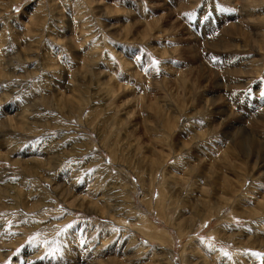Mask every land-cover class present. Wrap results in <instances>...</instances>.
Masks as SVG:
<instances>
[{
  "label": "rangeland",
  "instance_id": "obj_1",
  "mask_svg": "<svg viewBox=\"0 0 264 264\" xmlns=\"http://www.w3.org/2000/svg\"><path fill=\"white\" fill-rule=\"evenodd\" d=\"M231 1L0 0V264H264V0Z\"/></svg>",
  "mask_w": 264,
  "mask_h": 264
},
{
  "label": "bare ground",
  "instance_id": "obj_2",
  "mask_svg": "<svg viewBox=\"0 0 264 264\" xmlns=\"http://www.w3.org/2000/svg\"><path fill=\"white\" fill-rule=\"evenodd\" d=\"M51 1H52V0H51ZM225 1H226V4H227V3H230V4H231V2H232L231 0H225ZM234 1H235V0H233V2H234ZM240 1H244V0H240ZM251 1H253V0H251ZM258 1H259V0H258ZM190 2H191V1H190ZM222 2H223V1H222ZM235 2L238 3L237 1H235ZM235 2H234V3H235ZM244 2H245V1H244ZM261 2H263V1H261ZM98 3H99V2H98ZM259 3H260V2H259ZM184 4H185V3H184ZM218 4H219V3H218ZM238 5H239V4H238ZM99 6H100V5H99ZM110 6H111V5H110ZM110 6H109V7H110ZM178 6H180V5H178ZM186 6H187V5H186ZM241 6H243V4L240 5V8H241ZM245 6H246V5H245ZM101 7H102V6H101ZM182 7H183V6H182ZM243 7H244V6H243ZM234 8H235V7H234ZM245 8H246V7H245ZM260 8H261V7H260ZM97 9H98V8H97ZM100 9H101V8H100ZM105 9H106V8H105ZM241 9H242V8H241ZM98 10H99V9H98ZM122 10H123V9H122ZM129 10H130V9H129ZM163 10H164V9H163ZM242 10L245 11L244 8H243ZM246 10H247V8H246ZM244 11H243V12H244ZM106 12H107V11H106ZM252 12H253V10H251V9H250L249 12L246 11L245 14H244V16H242V18H240L238 21H240L241 23L250 24L251 22H250V23L245 22V18H247L248 21L251 20ZM55 13H56V12H55ZM101 13H102V12H101ZM122 13H123V12H122ZM166 13H167V12H166ZM238 13H239V12H238ZM238 13H237V14H238ZM97 14H98V13H97ZM168 14L170 15L169 12H168ZM237 14L235 15L236 18H237V16H238ZM263 15H264V14H263ZM129 16H130V15H129ZM162 16H163V15H162ZM227 16H228V15H227ZM229 16H230V15H229ZM240 16H241V15H240ZM232 18H234L233 15H232ZM105 19H106V18H105ZM134 19L137 21L136 18H134ZM229 19H231V18H229ZM237 19H238V18H237ZM45 20H46V19H45ZM145 20H146V19H145ZM229 21H230V20H229ZM232 21H233V19H232ZM234 21H235V19H234ZM104 22H105V21H104ZM139 23H140V22H139ZM231 23H232V22H231ZM234 23H235V22H234ZM234 23H232V24L235 25ZM254 23L257 24V22H254ZM254 23H252V24H254ZM237 24H238V23H237ZM256 24H255V25H256ZM233 25H232V26H233ZM227 26H228V25H227ZM251 26H252V25H251ZM31 27H32V26H31ZM110 27H111V26H110ZM112 27H113V26H112ZM150 27H151V26H150ZM150 27H148L147 31H148L149 29H151ZM228 27H229V26H228ZM228 27H227V28H228ZM234 27H235V26H234ZM236 27H237V25H236ZM238 27H239L240 30L237 31V34H238V32H240V34H241V33L243 32V30L241 29V28L243 27V25H242L241 28H240V26H238ZM238 27H237V28H238ZM129 28H131V27H129ZM169 28H170V27H169ZM237 28H236V30H237ZM255 28H256V27H255ZM257 28H259L258 25H257ZM257 28H256V29H257ZM223 29H224V28H223ZM225 29H226V28H225ZM243 29H248V28L244 27ZM256 29H255V30H256ZM116 30H117V29H116ZM236 30H235V31H236ZM248 30H249V29H248ZM257 30H258V29H257ZM151 31H152V30H151ZM230 31H232V30H230ZM230 31H229V32H230ZM244 31H245V30H244ZM258 31H259V30H258ZM141 32H142V31H141ZM222 32H223V30H222ZM248 32H249V31H248ZM147 33H149V32H147ZM231 33H232V32L229 33V34H230V36H229L228 32H226V34H228V36H229L230 38L232 37V34H231ZM233 33H234V31H233ZM243 33H244V32H243ZM249 33H250V32H249ZM249 33H248V34H249ZM245 34H246V32H245ZM248 34H247V36H248ZM251 34H252V33H251ZM251 34H249V35H251ZM143 36H144V34H143ZM221 36H222V35H221ZM221 36H220V40H221V38H222ZM233 36H234V35H233ZM243 36H244V35H243ZM245 36H246V35H245ZM251 36H252V35H251ZM254 36H255V35H254ZM144 37H145V36H144ZM252 37H253V36H252ZM257 37H258V36H257ZM234 38H235V37H234ZM250 38H251V37H250ZM250 38H249V39H250ZM255 38H256V36H255ZM255 38H254V40L257 41V39H258L259 37H258L257 39H255ZM235 39H236V38H235ZM243 39H244V38H243ZM251 39H252V38H251ZM68 40H69V39H68ZM232 40H233V38H231V40L228 39V41H227V39H226V40H224V41H227L228 43H230V42H232ZM237 40H238V39H237ZM237 40H234V41H237ZM254 40H253V42H254ZM234 41H233V42H234ZM238 41H239V40H238ZM258 41H259V39H258ZM221 42H222V41H221ZM250 42H252V41H250ZM253 42L251 43V46H252V44H254ZM260 42H261V41H259V43H260ZM225 43H226V42H225ZM238 43H239V42H238ZM230 44H232V43H230ZM257 44H258V42H257ZM257 44H256V45H257ZM226 45H227V44H226ZM228 45H229V44H228ZM228 45H227V46H228ZM234 45H235V46H234ZM256 45H254L253 47H256ZM232 46H234V47H236V48L238 47V46H237V43L233 44ZM259 47H261V45H260ZM259 47H258V48H259ZM258 48H257V49H258ZM262 48H263V46H262ZM259 49H260V48H259ZM263 50H264V48H263ZM225 51H226V50H225ZM192 52H193V51H192ZM190 54H191V53H190ZM92 60H93V59H92ZM240 68H241V67H240ZM193 69H194V68H193ZM246 69H247V68H246ZM194 70H195V69H194ZM234 70H235V69H234ZM202 71H203V70H202ZM73 72H74V70H73ZM245 72H246V71H245ZM200 73H201V72H200ZM137 76H138V75H137ZM211 76H212V75H211ZM207 78H208V77H207ZM209 79H210V78H209ZM114 80H115V79H114ZM216 81H217V80H216ZM107 82H108V81H107ZM170 82H171V81H170ZM94 83H95V82H94ZM98 83H99V82H98ZM104 83H105V82H104ZM104 83H103V84H104ZM182 83H183V82H182ZM213 83H214V82H213ZM215 83H216V82H215ZM177 84H178V83H177ZM184 84H185V83H184ZM167 85H168V84H167ZM181 85H182V84H181ZM98 86H99V85H98ZM168 88H169V87H168ZM184 88H185V87H184ZM190 90H191V89H190ZM171 91H172V90H171ZM174 92H175V91H174ZM81 93H82V92H81ZM188 93L190 94V92H188ZM218 95H219V93L217 94V96H218ZM190 97H191V96H190ZM210 98L212 99V101L214 100V98H212V97H210ZM187 99H188V98H187ZM202 99H204V98H202ZM218 99H219V98H218ZM220 99H221V98H220ZM204 100H205V99H204ZM206 100H208V98H206ZM214 101H215V100H214ZM210 103H211V102H210ZM211 104H213V103H211ZM226 107H227V106H226ZM231 112H232V111H231ZM230 115H231V114H230ZM15 116H17V115H15ZM5 117L7 118V116H5ZM8 118H10L9 115H8ZM11 119H12V117H11ZM11 119H10V120H11ZM7 120H9V119H7ZM5 121H6V120H5ZM3 122H4V120H3ZM4 123H5V122H4ZM8 123H10V122L8 121ZM246 128H247V126H246ZM239 130H240V129H239ZM245 130H246V129H245ZM236 131H238V130H236ZM197 134H198V133H197ZM235 135H236V134H235ZM200 136H201V135H200ZM231 136H232V135H231ZM233 136H234V135H233ZM241 136H242V135H240V136H239V139L235 142V143H236V146L239 145V144L241 145V143H240L241 140H242V137H241ZM259 138H260V137H259ZM7 141H8V140H7ZM244 141H245V140H244ZM3 142H4V141H3ZM245 142H246V141H245ZM245 142H242V144L245 143ZM248 142H249V141H248ZM248 142H246L245 144L247 145ZM255 143H256V142H253V143L250 142V145H248V147H250L251 144H253L252 147H251L250 149H247V151H248V156H251L252 154H254L255 156H258V155H259L258 152H257V149H256V146H257V145L254 146ZM5 144H6V143H5ZM5 144H4V145H5ZM248 144H249V143H248ZM246 145H245V146H246ZM259 145H261V144L259 143ZM241 146H242V145H241ZM243 147H244V146H243ZM246 147H247V146H246ZM9 148H10V147H9ZM234 148H235V147H234ZM1 149H2V147L0 148V154L3 155L4 153H2ZM22 149H23V148H22ZM22 149H21V150H22ZM241 149H242V148H241ZM7 150H8V149H7ZM179 150H180V149H179ZM151 151H152V150H151ZM236 151H237V150H236ZM263 151H264V150H263ZM6 152H7V151H6ZM36 153H37V152H36ZM153 153H154V150H153ZM29 154H30V153H29ZM7 155H8V153H7ZM13 155H15V154H13ZM8 156H9V155H8ZM242 156H243V154H242ZM263 156H264V153H263ZM37 157H38V156H37ZM251 158H252V157H251ZM263 158H264V157H263ZM38 161H39V160H38ZM155 161H156V160H155ZM250 162H251V161H250ZM261 162H262V164L264 165V159H263ZM254 163H255V162H254ZM26 164H27V162H26V160H25V165H26ZM211 164H212V163H211ZM263 165H262V166H263ZM256 166H257V168H258V167H260V168L262 167V166H259L258 163H257ZM212 167H213V166H211V168H212ZM250 170H251V169H250ZM219 175H220V174H219ZM35 176H36V175H35ZM226 179H227V178H226ZM262 180H263V179H262ZM230 182H232V181H229V183H230ZM224 187H225V186H224ZM231 188H232V187H231ZM232 190H233V189H232ZM229 192H230V191H229ZM80 199H81V198H80ZM81 200H82L81 204H85L84 206H85V208H86V206H88V203H87V202L85 201V199H83V198H82ZM79 201H80V200H79ZM89 205H90V204H89ZM73 206H74V205H73ZM96 207H97V206H96ZM91 208H92V207H91ZM91 208H90V209H91ZM87 209H88V208H87ZM91 210H92V209H91ZM96 210H97V209H96ZM1 236H2V235H1ZM25 253H26V251H24V253H23L24 256L26 255ZM37 254H38V253H37ZM67 258H68V257H67ZM28 259H29V257L25 258L26 261H27ZM25 260H24V261H25ZM76 262H77V261H76ZM28 263L30 264L31 262L28 261ZM77 263H78V262H77ZM31 264H32V263H31Z\"/></svg>",
  "mask_w": 264,
  "mask_h": 264
},
{
  "label": "snow or ice",
  "instance_id": "obj_3",
  "mask_svg": "<svg viewBox=\"0 0 264 264\" xmlns=\"http://www.w3.org/2000/svg\"><path fill=\"white\" fill-rule=\"evenodd\" d=\"M153 63H156L155 61H153ZM73 226L70 224V225H68L67 226V229H71ZM63 231V230H62ZM59 234V233H58ZM144 243H146V241L144 242ZM253 255H258V254H256V253H253Z\"/></svg>",
  "mask_w": 264,
  "mask_h": 264
}]
</instances>
